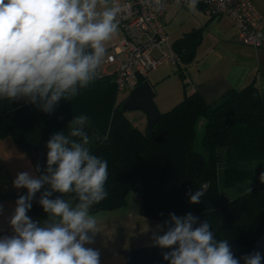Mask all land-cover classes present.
<instances>
[{
	"label": "trees",
	"instance_id": "16d2710c",
	"mask_svg": "<svg viewBox=\"0 0 264 264\" xmlns=\"http://www.w3.org/2000/svg\"><path fill=\"white\" fill-rule=\"evenodd\" d=\"M199 33L188 32L172 43L179 64L191 61ZM121 103L105 117L93 118L74 97H62L50 113L42 110L39 98L36 103L0 98V138L12 137L30 156L39 177L47 174V141L62 134L83 143L70 134L78 128L88 136L84 146L90 154L108 162L107 196L92 205L91 212L117 208L131 192L140 199V215L164 224L162 235L171 226L170 213L178 217L191 213L197 218L193 227L209 222L214 239L227 240L236 258L252 253L264 232V181L260 178L235 196L221 189L252 180L256 173L251 162L264 161V90L253 79L211 104L195 91H184L179 103L160 113L150 133L132 125ZM80 116L84 123L73 124ZM205 184L200 202L190 203L191 195ZM45 190L48 185L36 193L31 209L43 210L39 200ZM26 194L24 189L19 197ZM65 195L78 202L74 192H53L50 198ZM167 251L171 249L139 247L128 254L127 264H170L163 259Z\"/></svg>",
	"mask_w": 264,
	"mask_h": 264
},
{
	"label": "clouds",
	"instance_id": "9594fccd",
	"mask_svg": "<svg viewBox=\"0 0 264 264\" xmlns=\"http://www.w3.org/2000/svg\"><path fill=\"white\" fill-rule=\"evenodd\" d=\"M121 11L114 0H0V98L32 103L39 98L42 110L50 113L62 97H75L77 85L86 88L95 80ZM84 121L80 116L72 123ZM70 134L83 143L62 134L47 141V174L22 172L13 181L27 194L17 199L10 219L15 235L0 238V264H100L99 250L85 245L97 232L89 209L107 196L108 162L90 154L84 132L73 128ZM45 185L49 190L39 204L48 217L40 224L27 212ZM202 189L190 203L200 202ZM53 192H74L78 202L51 199ZM170 218L167 231L154 237L155 246L171 249L163 255L170 264H240V259L261 264L264 259L259 251L236 258L227 240L214 239L209 222L194 228L197 218L191 213H170Z\"/></svg>",
	"mask_w": 264,
	"mask_h": 264
},
{
	"label": "crops",
	"instance_id": "0c3cea01",
	"mask_svg": "<svg viewBox=\"0 0 264 264\" xmlns=\"http://www.w3.org/2000/svg\"><path fill=\"white\" fill-rule=\"evenodd\" d=\"M250 1L264 18V0ZM173 4L181 8L175 2L170 5ZM190 7L197 12L194 16L198 20V26H193L182 36L191 31H200V42L195 47L191 61L176 66L164 62L145 79L152 86L153 101L159 112H167L179 103L184 91H195L205 103L211 104L227 92L239 89L253 79L255 84L264 90V40L258 49L243 45L237 41L238 29L228 17H213L200 5H191L185 9ZM210 26L214 30L207 33L209 39L204 45V33ZM121 36L118 27V32L105 44L106 56L110 52V47L119 41ZM106 56L97 69L95 80L86 88L77 85V95L74 97L82 111L87 115L89 113L93 118L105 117L112 107L123 102L129 94L114 90L112 83L116 66L106 63ZM107 67H111V70L107 71ZM135 112L137 114L134 120H131L132 125L140 129L145 128L146 114L140 110ZM202 124L203 122H200V126ZM198 141L196 148L199 146ZM22 172L37 177L30 156L17 145L16 141L10 136L0 138V238L15 235L10 219L14 215L19 195L26 188L17 189L13 181L17 174ZM62 198L72 204L77 203L71 195ZM139 207L140 199L130 192L117 208L97 212L89 210L90 215L96 220L97 232L94 235L89 234L93 235V243L86 244L85 247L99 250L100 264H127L128 254L132 250L155 246L154 237L162 235L164 224L140 215ZM27 215L40 224L48 217L44 210L35 209H30Z\"/></svg>",
	"mask_w": 264,
	"mask_h": 264
},
{
	"label": "built area",
	"instance_id": "2783aa9c",
	"mask_svg": "<svg viewBox=\"0 0 264 264\" xmlns=\"http://www.w3.org/2000/svg\"><path fill=\"white\" fill-rule=\"evenodd\" d=\"M121 7L118 15L121 38L110 47L106 63L115 64L113 85L117 92H130L159 65H178L166 30L165 13L171 3L180 7L200 5L213 17H228L238 29L237 41L258 49L264 34V18L250 0H114Z\"/></svg>",
	"mask_w": 264,
	"mask_h": 264
},
{
	"label": "rangeland",
	"instance_id": "374dc122",
	"mask_svg": "<svg viewBox=\"0 0 264 264\" xmlns=\"http://www.w3.org/2000/svg\"><path fill=\"white\" fill-rule=\"evenodd\" d=\"M194 13H197L194 8L190 7L189 9H185L183 7L179 8L176 4L170 5L167 7L165 22H166V30L168 32L170 42H174L178 37L182 36L185 32L190 30L193 26H198V20L194 16ZM204 24V23H203ZM213 28L210 26L207 28L205 36V43H207V33L213 32ZM167 65H169L167 63ZM111 67H107V71H110ZM129 93V92H128ZM136 110H127L126 115L130 120H134V116L137 114ZM198 150L201 151V148L198 146ZM246 164V163H245ZM250 167L254 170L255 176L252 180L244 181L240 184H236L230 188L221 189L228 196L238 195L248 188L252 187L254 184L258 182L261 178V173H264V161L260 162H251Z\"/></svg>",
	"mask_w": 264,
	"mask_h": 264
},
{
	"label": "water",
	"instance_id": "95a60500",
	"mask_svg": "<svg viewBox=\"0 0 264 264\" xmlns=\"http://www.w3.org/2000/svg\"><path fill=\"white\" fill-rule=\"evenodd\" d=\"M153 89L148 81H143L140 85L132 89L126 99L121 103V110H140L147 116L146 129L150 133L155 122L158 120L160 112L153 101ZM208 185L202 186L203 192ZM259 251L264 256V232H262L259 239L256 241L252 253Z\"/></svg>",
	"mask_w": 264,
	"mask_h": 264
}]
</instances>
